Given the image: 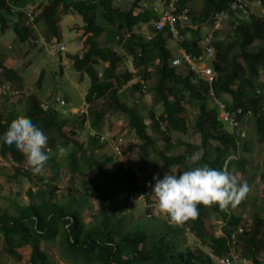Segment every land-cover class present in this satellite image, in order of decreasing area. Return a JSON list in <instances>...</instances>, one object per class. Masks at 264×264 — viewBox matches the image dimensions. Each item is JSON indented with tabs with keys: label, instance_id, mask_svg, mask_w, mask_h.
<instances>
[{
	"label": "trees",
	"instance_id": "16d2710c",
	"mask_svg": "<svg viewBox=\"0 0 264 264\" xmlns=\"http://www.w3.org/2000/svg\"><path fill=\"white\" fill-rule=\"evenodd\" d=\"M22 1L24 4L29 2L10 0V3L18 7ZM194 1L180 0L179 7H186L189 10L191 24L181 31L184 38L180 46L191 55L201 57L202 42L207 36L202 33V26L206 23L212 25L215 17L220 13L230 12L233 18L234 13L230 11V5L235 0H203L199 10L191 5ZM36 10L38 11L36 24L39 28H44L42 36L47 43L62 42L59 27L61 14L75 13L82 16L84 34L87 35L84 42L86 50L82 56L76 54L70 55V58L73 60L74 68L81 73V78L84 74L90 78L86 101L91 104L96 100L107 98L112 110L124 114L129 128L140 140L137 148L143 156H147L151 150H157V141L149 133V125L139 107L131 106L121 98V90L136 75L143 77L144 81L154 80L149 91L153 95L154 106L161 105L162 114L158 117L155 111H151L150 118L154 130L162 134L167 149L174 146L167 132H185L187 129V120L182 116L186 111L187 100L193 101L198 111L194 128L200 135L199 147L188 145L186 152L178 154L159 151L166 168H179V173L191 167L204 165L224 170L225 159L230 151L237 155L241 149V156L233 159L227 166V170L234 175L236 171L245 170L247 162L253 160L252 155L250 156L251 144L249 141H244L242 131L230 133L226 124L218 118V109L210 96L211 91L218 98L225 96L227 99L224 102L230 108H240L243 112L251 110L257 140L264 144V114L260 113L262 97L256 94L258 88L264 87V78L262 79L264 15L250 12L247 19L237 17L238 24L236 25L234 21L232 28L226 33V38L218 40L214 38V55L210 65L217 75L210 86L207 82L198 80L186 66L172 65L174 56L167 46L168 37L171 36L167 29L155 30L154 22L159 17L157 14H150L146 10L136 14L133 8L123 11L119 5L114 4V0H49L45 6L37 7ZM18 15L21 19L15 21L11 30L20 42H30L36 46L38 39L35 29L23 23V10H19ZM9 16H11V5L5 0H0L2 32L10 28ZM99 17L101 21H98ZM143 24H151L149 35L139 30ZM103 34L106 37V44L101 46L97 38ZM218 35L219 30H215L214 37ZM115 44L123 45L129 55L133 56L138 73L118 71L119 55L114 49ZM152 55L157 56L158 63L150 71L149 65L154 63ZM2 56L0 51V70H2L0 85L9 82L22 86V76L16 69L4 65ZM100 63L108 64L104 67L102 76L99 75L97 68ZM42 78L43 73L37 81L38 85L41 84ZM140 85L139 90H142L141 82ZM41 104L38 95L31 94L28 96L23 114L8 111L5 115L0 111V134L7 130L13 119L23 115L47 135L48 149L58 152V143L62 146L73 144V150L66 158L69 171L74 177L77 174L79 180V177H83L82 173L84 174L85 169L80 166L76 153L84 149V145L75 140L73 128L70 129L68 121L58 119L54 108L44 111ZM238 119L242 120L243 115H239ZM163 125L167 131L162 129ZM89 146L101 148L105 143L92 136ZM196 150L200 152L201 158L189 161L187 158L195 155ZM243 152L246 155H243ZM6 155H9L18 166L14 174L5 175L7 182L19 184L22 177L29 181L33 180V174L23 166L24 155L16 152L14 147L1 142L0 156ZM48 155L49 159L45 166L50 167L51 173L57 179L61 165L55 154L48 152ZM112 156L109 155L100 162L90 160L94 167L97 166L98 171L93 172L92 177L84 181L89 187L82 183L83 188L89 190L87 196L98 199L100 206L98 223L88 224L82 210H74L76 207L72 201L69 206L61 203L56 195L57 185L51 183L44 188L39 187L37 191H33L30 187L26 192L29 198L27 203L17 201L15 197H11L9 204L0 203V235L5 244L4 251L20 257L21 254L17 249L28 248L30 264H55L43 244L55 241L61 233L64 245L69 247L66 252L68 257L74 255L75 260L76 257H82L81 261L73 262L74 264H214L208 252L217 257L228 255L231 250L230 234L240 226L243 233L239 235V244L244 246L246 259L251 260L252 264H264L262 253L264 208L262 214H257L248 223L233 211L227 208L222 210L216 204L210 207L198 205L199 215L178 226L168 225L167 220L163 222L159 220L161 225L155 222L157 225L154 228L158 230L156 232L145 227L125 231L122 227V218H117L119 209L110 206L112 199L119 195H123L121 199H124L125 203L142 196L139 175L133 167L106 173L103 168L113 162ZM101 180H103V192H99ZM143 197L149 203L156 200L151 191H146ZM77 201L81 202V199ZM214 216L223 223L221 233H218V225L213 222ZM206 219L211 223L210 230L204 224ZM187 229L198 236L202 244L200 247L186 244L184 233Z\"/></svg>",
	"mask_w": 264,
	"mask_h": 264
},
{
	"label": "rangeland",
	"instance_id": "374dc122",
	"mask_svg": "<svg viewBox=\"0 0 264 264\" xmlns=\"http://www.w3.org/2000/svg\"><path fill=\"white\" fill-rule=\"evenodd\" d=\"M24 4L22 1L18 4V8L27 11L28 8H32L37 13V7L45 6L49 0H27ZM140 2V0H136ZM193 8L199 10L203 5V0H195L192 4ZM136 4L133 5V7ZM251 13L264 15L263 7L261 9H252ZM21 19L18 13L12 17H9L10 28L2 32L0 30V51L2 52V61L4 65L16 69L19 75L23 78V85L10 83V92L3 95L0 94V111H3L5 115L8 111H17L21 114L25 112L27 105L28 96L31 94L38 95L41 103L52 102L57 97L65 100V106H54L57 111L58 119L68 121L70 129L73 128L75 134V140L78 143L84 145V149L77 151L76 156L79 159L80 166L85 169L83 177H75L68 169L67 154L73 150V144L62 146L58 143L59 147H64L66 150L64 153L55 152L50 149L48 152L55 154L57 161L61 165V171L59 172L58 178L56 179L51 173L50 167L47 165L39 174H34L29 165L26 162L23 163L24 168L28 169L33 174V180H27L22 177L19 184L9 183L5 177L6 174H14L17 164L13 162L10 156H0V203L3 205L9 204L11 197L17 198V201L27 203L29 198L26 194L27 190L32 187L33 191H37L39 187H46L48 184H55L58 186L56 190L57 199L61 200L65 206H69L70 202L74 203V210H82L83 215L86 217L88 224L94 225L99 222V210L97 197L89 198L87 196V189L83 188L82 183L85 180H89L92 177V173L97 172V166H93L90 160L97 162L104 161L109 155H113V162L103 168L106 173H112L116 170H126L128 167H133L137 170L139 175V188L142 196L137 200H130L125 203L124 199H121L123 195H119L112 199L110 207H117V218H122V227L125 231L134 230L138 227L149 228L150 231L156 232L154 228L159 220L168 221V225L178 226L180 223H175L167 219L166 216L162 215L156 208V200L153 203H149L147 199L143 197L146 191H151V184L154 183L153 176H162L165 172H172L179 174V168H166L162 162L159 151L165 150L168 154L184 153L188 150V145L197 148L200 145V135L194 128L195 118L198 113L197 108L193 101L187 100L186 111L182 115L187 120V129L185 132H167L171 137L173 147L167 149L166 142L162 138V134L154 130L153 121L150 118V112L155 111L157 116L160 117L162 114L161 105L154 106L153 95L150 93L149 88L154 84V80H145L146 91L139 90L141 87L139 76L132 78L121 90V98L131 106L139 107L141 113L146 118V123L149 125V133L156 139L157 150H151L147 156H143L141 151L137 148L140 144V140L135 136L133 130H131L127 123V117L120 113L115 112L109 105L107 98L99 99L91 104L86 101V95L90 86V78L87 74H84L81 78V73L78 72L73 66V60L70 58V53L67 51L63 52H52L49 48L51 43H47L46 39L42 36V27H38L37 39L41 41L40 44L36 43L33 46L29 43H22L16 37L14 31L11 30V26ZM247 19V17L243 18ZM101 21V18H98ZM234 24V19L228 16L224 24L219 29V35L215 37L216 40L226 38V33ZM82 16L75 13L61 14L59 27L62 32V40L64 45L71 48V42L77 44V49L73 51L75 54L82 56V52L85 51V43L80 42L84 36L78 35L82 33L83 26ZM33 28L36 26L32 25ZM79 32L75 34L71 42V31ZM214 24L206 23L202 26V33L208 34L214 32ZM41 36V37H40ZM85 37V36H84ZM168 44L171 50L177 55H180L178 50L180 42L176 41L172 37H168ZM101 46L106 43L105 35H101L97 38ZM176 42L179 43L178 48ZM119 55L118 71L125 73L126 71H135L138 73L133 57L128 55L123 46H114ZM158 61H155L153 65H149V70L152 71ZM108 66L107 63H100L97 68L99 75H103V69ZM43 73L42 82L40 85L37 81L40 74ZM148 73V72H147ZM143 76V75H142ZM264 76H262V79ZM0 79H2V70H0ZM143 79V77L141 78ZM221 99L226 100L225 96H221ZM84 107L88 109V113L81 114L80 109ZM249 118H247L248 120ZM228 129V127H226ZM166 130L165 125L162 127ZM243 133L244 141L250 142L251 153L250 156L253 158L249 160L245 166V170L234 172V176L238 182H246L249 186V192L247 196L236 204L234 207L229 206L228 209L241 216L244 221L251 222V220L257 214H262L264 208V144H261L257 140L255 134L253 119L241 129ZM106 134L115 138H121L120 149L121 152L113 151V144H106L105 147L91 148L89 146L91 133ZM1 143V142H0ZM195 156L197 159L201 158V154L196 150ZM241 151V149H240ZM239 151V154H240ZM232 151H230L229 155ZM243 155H246L243 152ZM241 156V154H240ZM249 157V156H248ZM226 171H228L226 169ZM229 172V171H228ZM89 173V175H87ZM103 180L99 185V192L104 191ZM86 184V183H85ZM87 187L88 184H86ZM81 196V197H80ZM89 198L88 201H86ZM77 199H81L78 202ZM5 201L7 203H5ZM78 208V209H77ZM151 214V216H149ZM213 222L218 225V233L222 232V222L219 221L215 216ZM156 222V223H155ZM204 224L208 230L211 229V223L209 219L204 220ZM161 225V224H160ZM157 227V226H156ZM155 230V231H154ZM184 241L189 246H201V242L198 236L191 233L188 229L184 233ZM63 237L61 233L57 239L53 242H44L43 247L49 254L50 258L55 264H74L77 261H81L82 257H76L71 255L68 257L67 249L69 247L64 245ZM5 244L3 237L0 236V264H30L29 263V252L25 250V253H21L20 257H15L4 251ZM21 248V247H20ZM239 250L242 257H245L244 246L239 244ZM264 255V251H262ZM248 259V258H247ZM83 260V259H82ZM74 262V263H73ZM217 264V263H216Z\"/></svg>",
	"mask_w": 264,
	"mask_h": 264
},
{
	"label": "clouds",
	"instance_id": "9594fccd",
	"mask_svg": "<svg viewBox=\"0 0 264 264\" xmlns=\"http://www.w3.org/2000/svg\"><path fill=\"white\" fill-rule=\"evenodd\" d=\"M250 119L252 117L248 121ZM0 142L23 154L34 174H39L49 159L47 135L23 115L10 122L7 130L0 134ZM65 150L64 147L57 149L58 153ZM187 159L194 161L197 157L193 155ZM152 179L154 183L150 186L157 210L175 223L195 219L199 215L198 205L210 207L216 204L222 210L234 207L250 190L246 182H238L230 172L207 165L191 167L179 174L165 172Z\"/></svg>",
	"mask_w": 264,
	"mask_h": 264
},
{
	"label": "built area",
	"instance_id": "2783aa9c",
	"mask_svg": "<svg viewBox=\"0 0 264 264\" xmlns=\"http://www.w3.org/2000/svg\"><path fill=\"white\" fill-rule=\"evenodd\" d=\"M8 4L11 5V16L16 15L19 9L17 6H14L10 3V0H5ZM264 0H235L230 5V11L234 13V21L235 24H238L237 17H248L252 9H261L263 7ZM180 0H164L162 8L158 14V20L154 22V27L156 31H164L166 30L169 35L177 40L178 42H182L184 36H182L181 31L189 26L190 24V16L189 10L186 7L180 8L179 7ZM24 11V10H23ZM24 16L26 19V25L32 27V25L36 26V16L37 13L34 12V9L28 8L27 11H24ZM230 16V12L220 13L215 17L214 20V29L219 30L221 26L224 24L226 18ZM214 30V31H215ZM148 38H150L148 36ZM214 32L208 33L205 39L203 40V55L201 57H195L190 53L186 52L181 46L179 48L180 55H175L172 61L173 66H186L187 68L192 71L195 77L198 80H202L207 82L210 86L213 84L216 78V71L210 65V62L214 55ZM36 43L40 44L41 41H36ZM49 48L52 52H63L66 50V47L63 43H51ZM135 73V71H132ZM139 81L142 84L143 91H146L145 81L139 77ZM10 83H3L0 85V94H7L10 92ZM256 94L262 97L260 102V113L264 114V87H260L256 90ZM210 96L214 99L217 109H218V118L226 124L229 129V132L232 134L237 133L239 127L242 124V120L250 118L252 116V111L247 110L243 112L240 108H230L223 99L216 97V95L211 91ZM65 106L66 102L62 98H56L52 102H45L41 104V107L44 111L49 110L50 108H54V106ZM88 113V109L81 107L80 113L84 114ZM243 115V119L239 120L238 116ZM92 136L97 137L102 143L106 144H113V151L121 152L120 144L121 138H115L114 141L113 136H110L109 133L106 134H96L91 133ZM49 151V149H48ZM114 151V152H115ZM240 154L237 155L232 154L229 155L225 159L224 170L226 171L229 162L233 159L239 158ZM228 209V208H227ZM150 216V215H149ZM243 233V229L239 226L237 227L229 237V246H230V253L223 257H217L211 252H208L210 258L212 259L214 264H252L251 260L242 257L239 250V235Z\"/></svg>",
	"mask_w": 264,
	"mask_h": 264
},
{
	"label": "crops",
	"instance_id": "0c3cea01",
	"mask_svg": "<svg viewBox=\"0 0 264 264\" xmlns=\"http://www.w3.org/2000/svg\"><path fill=\"white\" fill-rule=\"evenodd\" d=\"M163 2L164 0H140V2L136 1V0H114V4L115 5H119L121 7V10L123 11H129L131 10L132 8L134 9V13H139L140 11H143V10H146V11H149L150 14H159L161 8H162V5H163ZM134 3L136 4V6L133 7ZM190 5V4H189ZM231 16V15H230ZM23 23L26 25V19H25V16L23 17ZM84 23V22H83ZM33 28V27H32ZM81 28L83 29V26H81ZM35 29V34L36 32L38 33V27L36 25V28ZM139 30L147 35H149L151 33V24H143L141 25V27L139 28ZM71 31L72 35H71V39H70V42L72 40V38H74L75 34H78L79 32H74L72 30H69ZM84 34V30H82V33L78 34V35H82ZM37 35V34H36ZM61 35H62V32H61ZM85 36V37H84ZM83 38L81 40H79L80 42L84 43L86 38H87V35L84 34ZM41 37V36H40ZM169 40V39H168ZM168 40H167V46L168 48L171 50V47L170 45L168 44ZM177 41V40H176ZM64 44V41L62 40V42ZM117 45V44H115ZM114 45V46H115ZM77 44H74L73 41L71 42V48H68L67 46L66 47V50L68 53H70L69 55H76L73 51H75V49H77ZM120 46H123V45H117V47H120ZM176 48H178L179 46V43L176 42V45H174ZM181 48V47H179ZM114 49L116 50V48L114 47ZM86 50V49H85ZM123 50H125V52L127 53V50L124 48L123 46ZM180 50V49H178ZM85 52V51H84ZM82 52V53H84ZM172 52V55L175 56L176 54L171 50ZM61 53V52H60ZM129 55V53H127ZM131 56V55H130ZM133 57V56H132ZM152 60L155 61H158L157 59V56L156 55H152ZM133 61H134V58H133ZM158 63V62H157ZM156 63V64H157ZM108 65V64H107ZM249 121L248 120H245L243 121L242 123V128H244V124L248 123ZM106 148V146H104ZM9 156V155H8ZM112 156V155H111ZM11 158V157H10ZM12 159V158H11ZM1 236V235H0ZM2 237V236H1ZM28 248H18L17 251L21 254V253H25Z\"/></svg>",
	"mask_w": 264,
	"mask_h": 264
}]
</instances>
